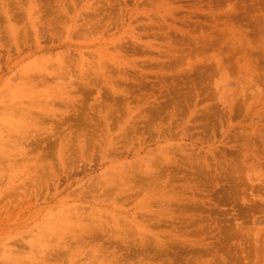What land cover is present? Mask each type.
I'll use <instances>...</instances> for the list:
<instances>
[{"label": "rangeland", "instance_id": "374dc122", "mask_svg": "<svg viewBox=\"0 0 264 264\" xmlns=\"http://www.w3.org/2000/svg\"><path fill=\"white\" fill-rule=\"evenodd\" d=\"M0 264H264V0H0Z\"/></svg>", "mask_w": 264, "mask_h": 264}]
</instances>
